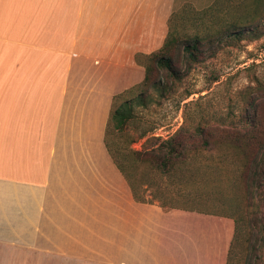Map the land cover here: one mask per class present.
Segmentation results:
<instances>
[{
	"label": "crops",
	"instance_id": "obj_1",
	"mask_svg": "<svg viewBox=\"0 0 264 264\" xmlns=\"http://www.w3.org/2000/svg\"><path fill=\"white\" fill-rule=\"evenodd\" d=\"M182 0H0L5 264H228V216L134 198L107 147Z\"/></svg>",
	"mask_w": 264,
	"mask_h": 264
},
{
	"label": "rangeland",
	"instance_id": "obj_2",
	"mask_svg": "<svg viewBox=\"0 0 264 264\" xmlns=\"http://www.w3.org/2000/svg\"><path fill=\"white\" fill-rule=\"evenodd\" d=\"M171 33L176 42L168 55L177 76L149 63V82L115 102L112 116L118 108L132 116L123 132L111 118L109 145L140 198L165 210L232 218L237 231L228 264H264L263 154L257 181L254 170L246 174L245 168L253 155L226 143L189 150L187 162L170 173L132 154L156 148L183 127H203L211 143L222 139L210 134L214 129L245 131L253 122L264 128V0H182ZM196 37L200 51L193 62L185 47ZM0 264H5L3 249Z\"/></svg>",
	"mask_w": 264,
	"mask_h": 264
},
{
	"label": "trees",
	"instance_id": "obj_3",
	"mask_svg": "<svg viewBox=\"0 0 264 264\" xmlns=\"http://www.w3.org/2000/svg\"><path fill=\"white\" fill-rule=\"evenodd\" d=\"M176 42V39L172 38V33L169 34L168 39L164 45V47L159 50L158 52L152 54L149 57V62L146 66V77L141 85H145L149 82L152 68L149 65L151 61H156L159 66L166 69L167 71L172 72L174 76L176 74L175 67H174V60L171 56L168 55V50L170 44H174ZM200 39L199 37H196L193 41L190 40L188 42V45L185 47L186 51H189L188 54L191 57V60L195 62L198 58V54L200 51ZM120 96H117L114 100L115 102L120 99ZM114 108V107H113ZM113 113V112H112ZM132 116L131 110L118 108L114 111L113 118L114 120L118 121L116 126V129H119L120 132L124 131V127L126 125V120L130 119ZM111 123V120H110ZM109 131H110V125L108 128L107 136L109 137ZM206 133L207 131L201 127L197 126L193 130H189L186 128H181L175 133L172 137L169 139L162 141L160 144H157L156 148L148 149V150H142V151H133V156L136 157L140 162L145 163L147 165H150L154 169L158 171H162L164 173H170L178 166L185 164L187 162L188 156H186V152L189 150L193 151H199L201 149L204 150H211L218 146L219 144L226 143L230 144L231 146L239 149L241 152H243L246 155H253L252 160L250 163L245 165L246 168V174L249 173V171L254 170L253 172V178L255 181L259 180V177L262 175H259L257 172L261 169L258 165V159L261 154L264 156V128L262 125L253 122L252 126L250 128H246L245 131H228L225 129H214L210 132L212 136H216L220 134V137L222 138L220 141L211 143L206 139ZM199 135L201 137L200 141H195L193 139L194 136ZM107 147L112 154L116 165L118 168L122 171L124 176L126 177L128 183L129 179L127 178L126 169L123 165V160L118 159L112 152V149L109 145V142L107 140ZM184 152V153H183ZM253 164L255 166H253ZM130 184V183H129ZM132 191L134 194V198L141 203H147L143 198H140L135 190L132 187ZM236 231H237V224H236ZM235 240V239H234ZM234 244V243H233ZM232 244V248H233ZM231 254V250L229 253V256Z\"/></svg>",
	"mask_w": 264,
	"mask_h": 264
}]
</instances>
